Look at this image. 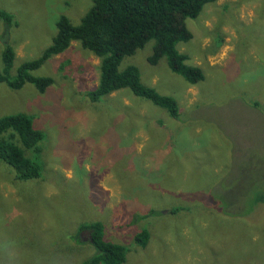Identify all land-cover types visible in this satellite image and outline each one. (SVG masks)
<instances>
[{"label":"rangeland","instance_id":"374dc122","mask_svg":"<svg viewBox=\"0 0 264 264\" xmlns=\"http://www.w3.org/2000/svg\"><path fill=\"white\" fill-rule=\"evenodd\" d=\"M92 5L0 0L18 23L0 21V69L7 45L15 77L52 44L61 16L79 25ZM187 24L194 37L177 48L204 81L189 84L166 59L150 65L154 41L121 64L173 96L177 119L128 89L91 103L101 59L77 41L33 72L53 78L45 93L0 83V117L33 116L45 133L39 154L26 150L41 178L20 180L0 161V264H82L96 254L88 233L76 238L87 221L128 248L124 264H264V204H254L264 191V0H218ZM178 205L186 210L168 213Z\"/></svg>","mask_w":264,"mask_h":264},{"label":"trees","instance_id":"16d2710c","mask_svg":"<svg viewBox=\"0 0 264 264\" xmlns=\"http://www.w3.org/2000/svg\"><path fill=\"white\" fill-rule=\"evenodd\" d=\"M218 0H93V5L83 16L79 25H74L67 16L57 22V34L52 44L36 59L23 63L12 76L15 51L7 45L2 54L3 68L0 69V83L18 90L27 83L33 84L40 93H45L54 84L53 78L33 74L54 56L63 54L77 41L81 46L101 59L98 86L85 95L91 103L105 101L112 93L128 89L142 100L165 110L172 118L180 117L178 101L169 95L160 94L155 88L142 82L140 70L134 65L121 69L124 58L134 56L150 41H154L150 65L156 66L166 59L170 70L180 75L189 84L196 85L205 80L200 67L186 64L188 56L179 52L181 42H189L194 35L187 20L197 18L204 8ZM0 21L8 27L18 25L15 17L0 11ZM259 104L257 101L252 103ZM45 138L42 130L34 126V117L18 113L0 117V161L10 165L20 180L38 179L42 176V164L30 158L26 150L39 154V146ZM256 194L254 204H264V191ZM186 210L178 205L168 213L178 214ZM167 212V211H165ZM150 214L158 213L151 210ZM149 214L140 216L145 219ZM106 225L91 221L80 225L76 238L83 242L81 235L88 233L96 254L82 264H124L128 248L105 239ZM151 234L144 229L136 234L135 244L146 248Z\"/></svg>","mask_w":264,"mask_h":264},{"label":"water","instance_id":"95a60500","mask_svg":"<svg viewBox=\"0 0 264 264\" xmlns=\"http://www.w3.org/2000/svg\"><path fill=\"white\" fill-rule=\"evenodd\" d=\"M82 236V235H81ZM90 239H91V237H90Z\"/></svg>","mask_w":264,"mask_h":264}]
</instances>
